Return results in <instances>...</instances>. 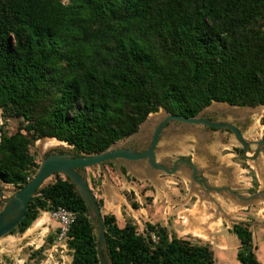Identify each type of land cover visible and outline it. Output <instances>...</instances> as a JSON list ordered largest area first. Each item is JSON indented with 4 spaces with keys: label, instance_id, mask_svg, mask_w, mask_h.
<instances>
[{
    "label": "trees",
    "instance_id": "16d2710c",
    "mask_svg": "<svg viewBox=\"0 0 264 264\" xmlns=\"http://www.w3.org/2000/svg\"><path fill=\"white\" fill-rule=\"evenodd\" d=\"M214 101L264 105V0H0V183L18 190L35 176L40 163L31 148L39 139L94 154L161 108L195 117ZM60 174L9 234L64 206L76 215L67 239L72 264H102L85 199ZM103 217L112 264H220L209 246L166 226L147 222L140 232L131 217L124 226L113 213ZM233 231L241 264H262L249 226L238 222Z\"/></svg>",
    "mask_w": 264,
    "mask_h": 264
},
{
    "label": "crops",
    "instance_id": "0c3cea01",
    "mask_svg": "<svg viewBox=\"0 0 264 264\" xmlns=\"http://www.w3.org/2000/svg\"><path fill=\"white\" fill-rule=\"evenodd\" d=\"M166 115L165 109L152 114L139 133L118 147L147 148ZM156 153L157 160L170 168L177 163L174 174L154 168L148 159H119L95 168L94 189L104 201L102 213L115 214L122 226L128 217L141 226L146 222L166 226L180 238L209 246L220 264H241V241L233 231V225L241 222L252 231L256 256L264 264V146L253 142L245 150L228 128L172 120L162 132ZM181 158L192 161L196 170ZM126 193H134L139 208L132 206ZM57 229V221L43 211L24 237L44 242ZM56 245L55 241L51 257L58 252Z\"/></svg>",
    "mask_w": 264,
    "mask_h": 264
},
{
    "label": "water",
    "instance_id": "95a60500",
    "mask_svg": "<svg viewBox=\"0 0 264 264\" xmlns=\"http://www.w3.org/2000/svg\"><path fill=\"white\" fill-rule=\"evenodd\" d=\"M215 102L217 101H214L213 103ZM208 107L204 108L195 117H185L181 115H176L169 113L166 110V117L156 126L149 146L143 150H133L130 148L118 147L117 145L122 140L131 138L135 134L139 133L142 127L149 121L152 114L155 113H151L148 116V118L141 124L137 132L130 135L129 137L115 142L105 151L94 154H72L66 152H53L51 154L44 155L40 163V167L35 176L25 186L16 190L14 195H12L11 197L4 198V190L0 183V196L3 198V201L5 203L0 213V239L9 234L23 220L27 213L31 199L36 195V192L41 187L48 185L46 183L48 178L55 175L56 173H63L66 175V177H69L73 183H75L77 189L85 199V202L89 209L90 217L92 218L93 223L97 228V247L99 251L100 261L102 264H107V259H110V257L106 242V227L102 209L98 203V199L88 183V168L95 167L98 165L104 166L105 163L115 162L119 159H126L132 161L148 159V161L154 168L165 171L169 174H174L177 170V163H175L173 168H170L169 166L157 160L156 153L162 132L164 128L168 125V123L172 120L192 124H205L215 129L228 128L234 133L236 139L241 143L245 150H248L251 143L253 142L258 144L260 147L264 146V138L256 141H249L248 139H246L240 128L235 124L227 121H216L205 117L203 115V112ZM48 138L57 139L55 137ZM57 140L61 143L72 146L69 142L62 141L59 139ZM180 160L189 163L193 167V169L196 170V166L192 161L186 158H181Z\"/></svg>",
    "mask_w": 264,
    "mask_h": 264
},
{
    "label": "rangeland",
    "instance_id": "374dc122",
    "mask_svg": "<svg viewBox=\"0 0 264 264\" xmlns=\"http://www.w3.org/2000/svg\"><path fill=\"white\" fill-rule=\"evenodd\" d=\"M216 104L217 103H213L212 105H210L203 112V115L212 120L227 121L235 124L240 128L244 136L246 135L249 137L257 138V140L264 138V133H261L264 130V124L262 123V119L264 117V106L262 105L256 107L236 106V105L231 106L229 104H228L229 106H221V105L216 106ZM162 109L163 108H161L160 111ZM248 109H250V111ZM152 118L153 116L150 117L147 124L151 121ZM2 124H3L2 110L0 109V127L2 126ZM17 126H18L17 121L11 120L9 122V129L11 131H15L17 129ZM49 142H53L54 144H50ZM122 143H124V140H122L117 146L121 145ZM31 151L35 155L37 162L39 163H41L44 155H48L53 152L62 151L66 153L76 154L73 146H69L67 144L61 143L57 139L48 138V137L37 140L33 145V147L31 148ZM106 165H109V163H105L104 166ZM97 167H101V166L98 165L95 167L88 168V176H87L88 183L90 181L91 186L93 187L91 188L94 191V193H95L94 188H96L97 186L96 183H98V178L96 179L93 176L94 175L93 171H95V168ZM60 175L66 178L65 174L61 173ZM55 180H56V175H53L50 178H48L46 183L49 184ZM1 185L4 190V198L11 197L16 192V189L12 185L4 184V183H1ZM0 200L3 201V198L1 196H0ZM3 207L0 205V210H2ZM126 222H127V218H126ZM146 223L144 226L138 224L140 232H143L145 230ZM25 233L21 234L19 232H16L13 234H7L6 236L0 239V264H72V252L69 250V248L65 249L63 252L61 251V248H59L58 252L53 253V257H51L49 254L51 253L50 249L52 248V245L51 246L47 245V248L41 259L31 260L30 253L32 252V250H36L41 246H45L47 238H45L44 242L42 241L41 238L39 239L40 240L39 242L38 241L30 242L24 237ZM96 233H97V228H96ZM155 239H157V237ZM237 242L239 244V240H237ZM233 252H234V248L231 250V253ZM107 264H112L110 259H107Z\"/></svg>",
    "mask_w": 264,
    "mask_h": 264
},
{
    "label": "built area",
    "instance_id": "2783aa9c",
    "mask_svg": "<svg viewBox=\"0 0 264 264\" xmlns=\"http://www.w3.org/2000/svg\"><path fill=\"white\" fill-rule=\"evenodd\" d=\"M53 219L58 223V232H57V249L61 248V251H64L68 248V232L70 230L71 224L74 221L76 215L73 211L69 210L64 206L48 211ZM156 238V236H154Z\"/></svg>",
    "mask_w": 264,
    "mask_h": 264
},
{
    "label": "bare ground",
    "instance_id": "6f19581e",
    "mask_svg": "<svg viewBox=\"0 0 264 264\" xmlns=\"http://www.w3.org/2000/svg\"><path fill=\"white\" fill-rule=\"evenodd\" d=\"M221 104V103H220ZM250 111V109H248ZM56 142V141H55ZM50 144H54L53 142H49Z\"/></svg>",
    "mask_w": 264,
    "mask_h": 264
}]
</instances>
